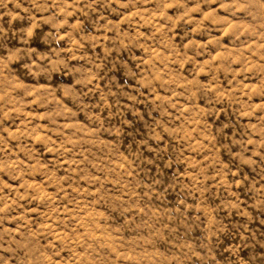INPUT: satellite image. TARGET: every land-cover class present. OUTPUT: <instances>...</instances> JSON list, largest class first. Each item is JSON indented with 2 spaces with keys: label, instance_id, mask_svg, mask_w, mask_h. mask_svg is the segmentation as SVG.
Here are the masks:
<instances>
[{
  "label": "clouds",
  "instance_id": "1",
  "mask_svg": "<svg viewBox=\"0 0 264 264\" xmlns=\"http://www.w3.org/2000/svg\"><path fill=\"white\" fill-rule=\"evenodd\" d=\"M0 264H264V0H0Z\"/></svg>",
  "mask_w": 264,
  "mask_h": 264
}]
</instances>
